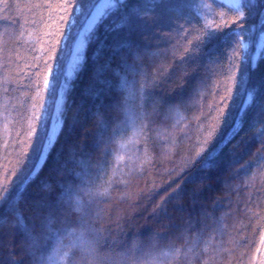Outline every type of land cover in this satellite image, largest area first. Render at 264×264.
<instances>
[{
	"label": "trees",
	"instance_id": "16d2710c",
	"mask_svg": "<svg viewBox=\"0 0 264 264\" xmlns=\"http://www.w3.org/2000/svg\"><path fill=\"white\" fill-rule=\"evenodd\" d=\"M197 2L161 3L141 28L111 30L118 16L99 26L33 173L29 125L41 98L51 103L45 61L71 0H0V264H58L57 236L65 264H264V55L244 66L254 99L242 109L239 55L205 36L221 14L234 28L236 10L211 0L200 18ZM246 12L253 55L264 5Z\"/></svg>",
	"mask_w": 264,
	"mask_h": 264
},
{
	"label": "snow or ice",
	"instance_id": "6c2138e0",
	"mask_svg": "<svg viewBox=\"0 0 264 264\" xmlns=\"http://www.w3.org/2000/svg\"><path fill=\"white\" fill-rule=\"evenodd\" d=\"M127 2L128 0H71V3L59 6L64 13L60 16L63 22L59 25L60 38L56 40L55 46L51 49V54L48 56V60L45 61L47 72L43 80V91L47 94L48 100L51 103L49 104L42 97L39 109L33 115V119L36 125L39 126L42 134L37 135L38 129L36 125H29V138L37 136V146L34 149L36 164L33 165V173L36 171L37 164L42 166V162L47 160L51 147L56 143V139L59 136L58 128H62L63 126L61 113L64 111L66 93L73 87L74 80L78 78V74L83 70L87 47L99 26L109 18L118 16L111 30L119 31L124 28H141L143 24H138L137 21H146L149 18L154 19L156 16V6L161 3H167L169 0H138V3L131 8H126ZM260 3L264 5V0H260ZM256 4L257 0H234V2L230 3V7L236 10L235 19L231 21V24H235L234 28L231 27L223 14H221L218 24L205 25L207 40H213L217 35H220L221 42L225 45V51L230 50L234 55H239L241 73L244 78L241 80L236 75H233L231 77L233 81L232 88L240 87L243 90V94L247 97V103L253 102L254 97L253 92L247 88L248 76L244 66L250 64L251 69L255 70L257 58L261 50H264V32H262L257 37L258 43L255 44L256 54L250 55L249 53V48L253 44V41L248 39V37L253 34V29L247 28L248 14L246 10L251 11ZM194 7L199 9L196 12L198 17L203 18L206 13L211 16V0H198ZM81 16L83 17V24L76 30L71 45L67 46L65 56H59L57 54L59 46L65 44L70 39L69 26H75L76 18ZM181 27L183 26L181 25ZM224 29L230 30L225 32ZM125 47L131 46L124 43L119 45L116 50ZM49 61L51 62L49 63ZM119 88L121 90L128 89L126 78H121ZM232 88H229V93H231ZM140 91L141 98L143 99V86ZM33 107L35 108L36 106L33 105ZM244 107L245 105H241L242 109ZM240 126V120L234 121L233 129L235 132H239ZM141 132L142 130L134 125L133 135L129 138L128 143H134L136 138L141 135ZM125 146L122 145V147ZM202 150H204L203 146ZM214 151H209V160H211ZM29 174L31 175L32 173ZM24 179H27V177H24ZM64 194L70 197V189L65 190ZM2 199L0 198V201ZM77 203L79 202L77 201ZM17 219L20 221L21 227H23V219L18 213ZM56 241L58 245L56 252L59 255L58 264H65V258L68 256V253L63 252L61 255L62 239L57 236Z\"/></svg>",
	"mask_w": 264,
	"mask_h": 264
},
{
	"label": "rangeland",
	"instance_id": "374dc122",
	"mask_svg": "<svg viewBox=\"0 0 264 264\" xmlns=\"http://www.w3.org/2000/svg\"><path fill=\"white\" fill-rule=\"evenodd\" d=\"M219 1H221V2H223V3H225V4H227L228 6H230V3L234 2V0H219ZM255 54H256V49H255V52H254L253 55H255ZM263 55H264V50H261V53H260L259 57L257 58V61H258V59H259L261 56H263ZM246 104H247V97L245 98V101H244V105H246ZM58 130H59V132H60L61 128H58ZM40 166H41V165L37 164V165H36V170H37Z\"/></svg>",
	"mask_w": 264,
	"mask_h": 264
}]
</instances>
